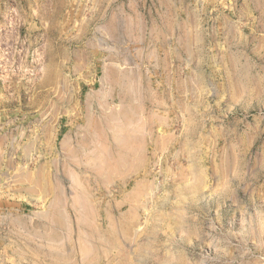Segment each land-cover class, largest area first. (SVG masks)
Wrapping results in <instances>:
<instances>
[{"label": "rangeland", "instance_id": "obj_1", "mask_svg": "<svg viewBox=\"0 0 264 264\" xmlns=\"http://www.w3.org/2000/svg\"><path fill=\"white\" fill-rule=\"evenodd\" d=\"M0 264H264V0H0Z\"/></svg>", "mask_w": 264, "mask_h": 264}]
</instances>
